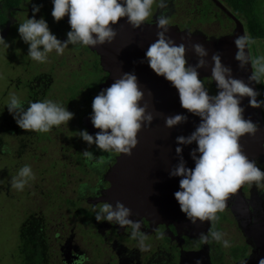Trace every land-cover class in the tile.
Segmentation results:
<instances>
[{
  "label": "flooded vegetation",
  "instance_id": "flooded-vegetation-1",
  "mask_svg": "<svg viewBox=\"0 0 264 264\" xmlns=\"http://www.w3.org/2000/svg\"><path fill=\"white\" fill-rule=\"evenodd\" d=\"M34 2L42 5L35 16H44L51 31L61 40L66 39V32L70 28L67 13L57 21L49 13L53 7L52 0ZM182 4L184 8L180 11ZM31 8L32 4L26 3V0H12L10 3L0 0V17L4 16L0 18V30L12 31L18 22L33 15ZM228 11L234 13L225 0H168L164 9L158 6V0H153L152 14L145 22L155 23L156 16L163 12L169 17V25L200 31L208 37H219L236 31L237 21ZM187 16L190 18L187 24L178 19ZM210 16L222 25L220 33L208 34L192 27L193 20L203 24V20L212 19ZM236 17L242 21L249 35L246 20ZM124 18L127 20L126 17H120L118 21ZM251 43H254L253 39ZM251 43L249 48L253 60ZM25 44L23 49L28 63H24L21 72L9 75V83L2 95H8L11 90L25 102V106L29 100L50 98L67 106L74 116L46 132L26 130L17 125L11 113L5 112L7 106L0 99V109L3 108L0 111V161L4 155H13L14 160L17 155L19 160L23 157L31 159L30 163L15 162V171L24 164L40 165L29 182L41 187V201L35 203L28 196V188L18 191L15 197L18 202H23L24 197L29 198L30 202L25 205L19 223L18 248L22 264H74L81 255L86 257L83 264H196L197 259L200 264H240L242 259H247V264H257L258 259L264 257V187L257 186L255 182L245 181L243 197L239 200L228 199L223 211L216 214L219 219L211 222L197 218L193 223L183 211L176 212L171 202L155 211L128 206L129 218L134 223L139 221L136 237L131 236V225H119L103 219L97 221L94 213L99 210L100 204L107 201L115 207L113 187L118 181L115 166L121 153L109 154L94 142L89 144L78 131L86 129L93 134L90 127L92 98L99 91V85L109 77V72L103 69L101 56L96 49L88 45L69 44L60 55L55 50L47 54L50 58L62 57L65 59L64 65L68 61H79L68 76L63 73V68L56 78L41 68L31 73L28 65L33 59L27 55L28 44ZM45 62L39 64L42 66ZM70 79L71 82H78L75 92L71 94L59 87L60 82L65 83ZM201 79L211 94L218 91L211 78ZM261 92L260 99H263ZM58 98L65 100L63 102ZM74 103L79 104L78 109L74 108ZM260 111L264 119V104L251 116L257 124L256 130L263 126ZM43 133H46V137H42ZM54 135L63 143L60 148L62 154L51 159L52 151L47 150L56 149H53L56 145ZM67 138L71 140L66 147L63 141ZM261 142L260 147H256L259 153L256 152L252 159L264 169V141ZM85 150L92 152L93 157L104 155L105 162L99 167L92 166L91 162H86L83 155ZM10 185L9 182L8 187ZM128 197L127 194L125 198ZM33 204H36L37 209L32 208ZM210 227L221 230L225 234L224 238L230 241L229 246L214 239L207 243L201 242L200 234H208ZM139 233L145 235L144 244L148 247H140Z\"/></svg>",
  "mask_w": 264,
  "mask_h": 264
},
{
  "label": "clouds",
  "instance_id": "clouds-1",
  "mask_svg": "<svg viewBox=\"0 0 264 264\" xmlns=\"http://www.w3.org/2000/svg\"><path fill=\"white\" fill-rule=\"evenodd\" d=\"M26 3L32 4L33 15L18 22L17 31L28 44L27 55L43 62L49 52L55 50L60 55L69 44L94 46L111 41L115 35L112 25L120 17H126L133 26H139L151 16L153 0H52L51 15L54 20L59 21L66 13L68 15L70 28L64 40L51 31L44 16H35L41 4L34 0H26ZM167 3L168 0H158V6L162 9L166 8ZM156 25L159 29L157 39L145 50L147 63L156 74H162L176 87L181 106L201 118L190 135L176 137L182 143L195 140L197 146L190 153L194 166H187L181 157L169 172L170 176L181 177L180 187L173 195L191 222L195 223L197 218L211 222L219 219L217 212L223 211L229 194L235 193L243 182H255L257 186L264 187V169L241 151L239 143L242 134H251L257 127L254 121L242 115L240 99L247 95L253 106L264 104V99L257 100L256 89L243 79L230 75L231 68L222 64L218 53L213 54L211 79L216 81L219 90L209 94L197 72V67L206 62L200 59L196 66H186L184 43L176 44L171 37L166 36L169 17L161 12L156 16ZM251 41L252 38L246 33H240L234 38L237 46L235 57L241 66L250 59L245 49ZM0 44L9 47L3 35H0ZM41 45L42 48L39 47ZM193 47L201 57L206 54L201 44L196 43ZM255 63L256 71L248 79L261 82L264 56L257 57ZM141 96L142 90L138 87L136 74L124 72L92 98L90 118L93 126L100 130L93 135L86 129H80L78 134L89 144L94 142L109 154H131L132 148L138 143L137 133L141 122L152 119L151 113H146L145 107L138 104ZM5 105L17 125L26 130L46 132L74 116V112L67 106L50 98L29 100L25 106V102L14 92ZM184 119V114L177 113L167 116L165 123L171 126ZM181 150V144H177L176 152L180 153ZM83 155L86 162H91L95 167H99L106 159L104 155L93 157V153L88 150L83 151ZM33 178L31 166L24 164L11 177V187L22 190ZM98 208L94 213L97 221L103 219L119 225H131V236H137L139 221L134 223L129 218L130 208L123 202L117 200L113 207L105 201ZM224 235L221 230L210 227L208 234L201 233L199 237L203 243L214 239L227 247L230 241ZM145 239V235L139 233L142 248L148 247L144 244ZM85 260L86 257L81 255L74 264H83ZM196 264H200L199 259ZM240 264H247V259H242ZM257 264H264V257H260Z\"/></svg>",
  "mask_w": 264,
  "mask_h": 264
},
{
  "label": "water",
  "instance_id": "water-1",
  "mask_svg": "<svg viewBox=\"0 0 264 264\" xmlns=\"http://www.w3.org/2000/svg\"><path fill=\"white\" fill-rule=\"evenodd\" d=\"M217 2L221 4L220 1ZM228 12L237 21V28L234 33L208 37L200 31H191L188 28L181 29L178 25H169L166 36L171 37L176 44L184 43L186 66H196L200 59L206 62L197 67L199 78H211L214 65L213 54L218 53L222 64L231 68L230 75L241 78L245 83L250 84L258 92L256 99L261 100L258 82L248 79L249 75L255 71L249 46L245 51L248 52L250 59L243 66L235 57L237 46L234 43V38L240 33H246L244 25L234 13ZM127 21L124 18L112 25L116 36L114 35L111 41L91 46L101 56L103 69L109 72V77L99 85V90L110 85L124 72H134L138 87L142 90L138 104L144 106L145 112L152 115L150 121L141 122V128L137 133L138 143L132 148L131 154L121 153L118 158L115 166L118 174L116 180L118 181L113 187V194H116V201L120 200L125 206L155 211L159 210L163 204L171 202L172 208L176 212H180L181 209L173 193L180 187L179 180L181 177L178 175L170 176L169 172L181 157L187 166H194V160L190 153L197 145L195 140L190 143H182L177 141L176 137L178 135H190L201 118L181 106L176 87L162 74H156L147 63L145 50L151 42L157 39L156 33L159 29L156 22L144 21L139 26H133ZM196 43L201 44L206 50L203 57L193 47ZM212 83L217 88L214 79H212ZM217 90L219 89L217 88ZM209 94L211 93L209 92ZM239 103L242 106L244 118L251 120V116L261 107V105H251L247 95L242 96ZM177 113L184 114L186 119L171 126L166 125V117ZM259 115L263 126L251 134L244 133L239 137L241 151L249 159H252L256 152L259 153L256 147H260L259 142L264 141L262 111L259 112ZM90 127L93 135L100 130L93 124H90ZM177 144H181L180 153L176 152ZM243 183L235 193L229 194L227 200L235 198L239 200L243 197ZM127 194L129 197L125 198Z\"/></svg>",
  "mask_w": 264,
  "mask_h": 264
},
{
  "label": "rangeland",
  "instance_id": "rangeland-1",
  "mask_svg": "<svg viewBox=\"0 0 264 264\" xmlns=\"http://www.w3.org/2000/svg\"><path fill=\"white\" fill-rule=\"evenodd\" d=\"M264 5V1H262ZM179 8V7H178ZM183 4L182 8L180 11L183 10ZM51 9H49V13L51 14ZM183 16V14L181 15ZM212 17L203 20V24L200 23L197 20H193L192 27L193 28H200L204 30L208 34H214V33H220L221 32V26L220 24L217 23V20H215V17ZM182 23L188 22L190 19L189 16L187 18L180 17L178 18ZM22 22V21H20ZM18 25V24H17ZM17 25L13 28V30L9 31H1L0 30V35H3L5 40L9 42V47L5 48L3 44H0V99L1 101H8L10 93L12 92L11 90L8 92V95H2L3 91H5V88L7 87L9 83V75L13 76L18 72H21L23 70V66L28 63V58L25 57V52H24V47L26 46V42L24 43L23 40L20 39L19 33L17 31ZM21 40V41H20ZM251 47H253L254 51V67L256 70V59L257 57L264 56V38L263 39H257L254 41V43H251ZM62 57L58 58H50L47 57L45 60L46 62L42 64V66L39 64L41 61L37 60H31V64L29 63V68L31 69L30 72H36L40 68L44 71L49 72L56 78L57 74H60L62 71L61 69L63 68L64 71L63 73L68 76L67 74L71 69H73L75 66H78V62L73 61H68L63 63ZM82 62V60H80ZM25 63V64H24ZM64 75V76H65ZM94 76V75H93ZM260 81L264 82V73L260 74ZM77 80H73L71 82V79L68 82L61 83L59 84V87L62 89L64 92H68L71 94L72 92H75L76 87L78 86ZM205 85V84H204ZM206 86V85H205ZM260 92H261V87H260ZM262 93V92H261ZM57 98V97H56ZM82 98V97H79ZM59 100L64 102V98H58ZM264 99V98H263ZM2 107V103H1ZM74 108L78 109L79 104L74 103ZM3 108L0 109L2 112ZM5 112L9 114L8 110L5 109ZM42 137H46V133H43ZM55 140L54 143L56 144L52 150L47 151H52V158H57L58 154H62L61 152V145L63 144L62 141L57 140V135H54ZM71 139H64L63 142L68 146L67 143L70 142ZM46 145V144H44ZM47 146V145H46ZM11 148V147H10ZM12 151V150H11ZM4 155L1 158L0 161V264H22L23 259H21V254L19 250V223L22 218V212L26 209L25 205L29 202V198L24 197L23 202H18L15 200V197L17 196L18 191H23L22 190H17L14 187H8L9 182H11V177L15 176L17 173V170L13 169L14 163L15 162H32L31 159L28 160L23 157V159L19 160L18 155L16 156V159L14 160L13 155ZM60 156V155H59ZM68 154L66 155V157ZM6 157V158H4ZM50 161V160H49ZM76 163V162H74ZM32 172L35 173V169L39 168V164L34 166L30 165ZM59 167V166H58ZM60 168V167H59ZM74 172H76L74 170ZM78 173V172H77ZM35 182H29L27 183V186L23 188H28L29 193L28 196L34 199L35 203L38 201L40 202L41 200V187H36L34 185ZM58 184V182L56 183ZM43 188V187H42ZM30 204V202H29ZM32 208L37 209L36 204L32 205Z\"/></svg>",
  "mask_w": 264,
  "mask_h": 264
},
{
  "label": "trees",
  "instance_id": "trees-1",
  "mask_svg": "<svg viewBox=\"0 0 264 264\" xmlns=\"http://www.w3.org/2000/svg\"><path fill=\"white\" fill-rule=\"evenodd\" d=\"M12 0H8L10 3ZM231 10L246 20L250 37L255 41L264 38V0H225ZM4 18L3 15H1ZM0 17V18H1ZM2 19H0L1 22ZM264 98V82H258Z\"/></svg>",
  "mask_w": 264,
  "mask_h": 264
},
{
  "label": "bare ground",
  "instance_id": "bare-ground-1",
  "mask_svg": "<svg viewBox=\"0 0 264 264\" xmlns=\"http://www.w3.org/2000/svg\"><path fill=\"white\" fill-rule=\"evenodd\" d=\"M251 50V49H250Z\"/></svg>",
  "mask_w": 264,
  "mask_h": 264
}]
</instances>
